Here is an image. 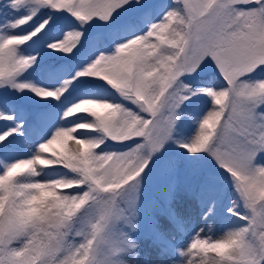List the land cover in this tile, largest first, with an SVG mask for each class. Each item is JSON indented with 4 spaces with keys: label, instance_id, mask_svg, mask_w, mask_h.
Listing matches in <instances>:
<instances>
[{
    "label": "snow or ice",
    "instance_id": "6c2138e0",
    "mask_svg": "<svg viewBox=\"0 0 264 264\" xmlns=\"http://www.w3.org/2000/svg\"><path fill=\"white\" fill-rule=\"evenodd\" d=\"M0 264H264V0H0Z\"/></svg>",
    "mask_w": 264,
    "mask_h": 264
}]
</instances>
